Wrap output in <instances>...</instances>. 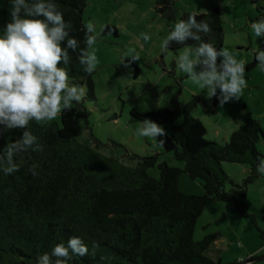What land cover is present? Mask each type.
<instances>
[{"label": "trees", "instance_id": "trees-1", "mask_svg": "<svg viewBox=\"0 0 264 264\" xmlns=\"http://www.w3.org/2000/svg\"><path fill=\"white\" fill-rule=\"evenodd\" d=\"M176 1L155 0L154 12L172 23L176 20ZM54 2L65 20L71 21V35L81 40L83 47L81 15L87 0ZM10 9L11 0H0V33L11 19ZM260 10L254 21L264 18V8ZM188 14L183 12L178 21L187 19ZM196 18L206 21L212 29L202 37L204 42L221 49L219 9L214 7ZM100 35L117 36L110 26H104ZM198 44L191 39L186 42L192 47ZM186 45L172 43L168 51L176 52ZM69 52L70 80L83 83L87 97L92 99L91 75L83 72L76 54ZM256 65L254 56L245 65L246 71ZM198 101L192 96L181 107L174 95L169 108L146 113L131 110L128 114L131 122L147 118L162 126L171 125L169 135L157 138L165 140L164 147L154 142L161 152L171 153L173 160L184 163L181 169L158 163L159 153L128 156L134 161L128 166L103 155L102 144L96 139L92 138V146L79 143L77 139L88 116L80 103L65 111L58 124L31 122L29 131L37 136L44 150L19 154L16 159L23 158L24 164L18 172H0V264H35L38 255L50 253L57 243L66 244L73 235L84 240L90 253L93 242L99 247L95 257H73L69 264H220L205 255L213 235L193 241L195 222L208 202H223L255 225L242 201L248 186L264 177L256 171L257 157H263L257 145L264 144V137L259 121L246 119L232 130L226 142L205 140L202 124L190 116ZM179 118L182 122L172 126ZM25 130L0 131V152L7 143L21 138ZM222 162L244 165L247 176L233 184L221 171ZM32 164L38 165L36 177L28 171ZM154 166L157 179L146 172ZM181 174L199 180L203 195L182 194L178 189ZM226 185H230L227 190ZM101 256L106 259L101 261Z\"/></svg>", "mask_w": 264, "mask_h": 264}, {"label": "rangeland", "instance_id": "rangeland-1", "mask_svg": "<svg viewBox=\"0 0 264 264\" xmlns=\"http://www.w3.org/2000/svg\"><path fill=\"white\" fill-rule=\"evenodd\" d=\"M154 2L87 0L81 18L84 26L89 21L95 25L94 48L99 64L90 77L92 99L86 95L80 103L88 116L77 141L92 146V138L96 139L102 144L100 152L103 155L128 166L134 165L128 156L159 153L158 163L165 162L181 169L184 163L173 160L171 153L161 152L151 138L137 136L141 125L131 122L128 116L131 110L146 113L169 108L174 95L181 107L192 96L199 99L190 116L202 124L207 141L226 142L232 130L239 126L238 122L246 119L258 120L264 137V70L256 65L245 71L247 87L240 99L220 105L219 90L216 97L207 98V91L193 84L188 75L177 68L176 59L184 48L176 52L161 50L162 41L183 12L202 14L217 7L223 34L221 48L232 52L246 65L256 51L264 49V38L256 37L250 28L264 8V0H177L174 5L176 20L172 23H166L154 12ZM104 26L113 27L117 36L102 37ZM142 33L149 34L151 39L145 42ZM133 48L140 59L126 67L130 61L127 51ZM70 82L80 83L79 80ZM75 104L73 102L72 107ZM52 122L58 124L59 117ZM181 122L179 118L172 126ZM163 127L169 135L171 125ZM257 150L264 157V144H258ZM220 166L233 184L241 183L247 176L244 165L222 162ZM146 172L149 177L158 178L155 166ZM229 188L230 185H226V190ZM178 189L185 195H203L200 181L191 180L186 174L179 176ZM242 202L255 225L238 214L231 204L223 202H208L195 222L193 241L213 235L205 255L220 264H243L249 258L253 259L246 264H264V177L248 186Z\"/></svg>", "mask_w": 264, "mask_h": 264}, {"label": "clouds", "instance_id": "clouds-1", "mask_svg": "<svg viewBox=\"0 0 264 264\" xmlns=\"http://www.w3.org/2000/svg\"><path fill=\"white\" fill-rule=\"evenodd\" d=\"M10 21L0 33V125L8 131L26 129L22 137L9 142L0 152V172L12 175L24 164L21 153L42 152L44 146L38 141L29 125L47 124L65 111H71L73 102L79 104L86 97V87L81 83L70 82L69 65L72 53L82 66L83 72L91 75L99 60L94 45L96 28L89 21L84 26L83 47L81 40L71 35L73 25L66 21L54 0H11ZM199 13L188 14L187 19L175 23L174 28L161 43L162 52H167L172 43L186 45L191 39L198 41L195 47L186 45L176 59V66L186 73L191 82L207 91V98L217 96L220 105L239 100L247 87L244 61L237 60L229 50L217 49L212 43L204 42L203 36L211 31L204 20H197ZM250 28L258 38H264V18L252 22ZM145 42L151 39L147 33L141 34ZM66 42V44H65ZM127 57L132 62L140 59L136 50L128 49ZM257 66L264 70V49L256 51ZM63 65V66H61ZM136 131L139 137L151 138L164 147L166 129L151 119L139 122ZM38 165L32 164L28 171L38 176ZM256 171L264 175V157H257ZM92 244L88 245L79 236H71L67 243H57L50 253L38 255L35 264H69L73 257H95ZM106 257L101 256L103 261Z\"/></svg>", "mask_w": 264, "mask_h": 264}, {"label": "crops", "instance_id": "crops-1", "mask_svg": "<svg viewBox=\"0 0 264 264\" xmlns=\"http://www.w3.org/2000/svg\"><path fill=\"white\" fill-rule=\"evenodd\" d=\"M239 124L241 123V122H238Z\"/></svg>", "mask_w": 264, "mask_h": 264}, {"label": "water", "instance_id": "water-1", "mask_svg": "<svg viewBox=\"0 0 264 264\" xmlns=\"http://www.w3.org/2000/svg\"><path fill=\"white\" fill-rule=\"evenodd\" d=\"M244 264H246V263H244Z\"/></svg>", "mask_w": 264, "mask_h": 264}]
</instances>
